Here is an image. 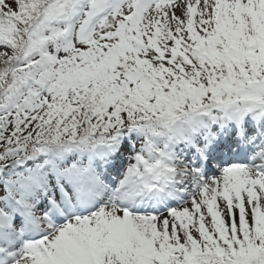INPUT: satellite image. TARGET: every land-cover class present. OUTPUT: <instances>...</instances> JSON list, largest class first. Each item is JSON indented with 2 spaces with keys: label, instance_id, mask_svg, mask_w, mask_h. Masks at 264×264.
<instances>
[{
  "label": "snow or ice",
  "instance_id": "6c2138e0",
  "mask_svg": "<svg viewBox=\"0 0 264 264\" xmlns=\"http://www.w3.org/2000/svg\"><path fill=\"white\" fill-rule=\"evenodd\" d=\"M0 264H264V0H0Z\"/></svg>",
  "mask_w": 264,
  "mask_h": 264
}]
</instances>
